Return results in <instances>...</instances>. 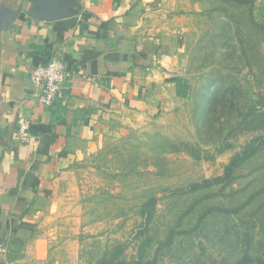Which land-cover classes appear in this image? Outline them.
Returning a JSON list of instances; mask_svg holds the SVG:
<instances>
[{
    "label": "rangeland",
    "instance_id": "rangeland-1",
    "mask_svg": "<svg viewBox=\"0 0 264 264\" xmlns=\"http://www.w3.org/2000/svg\"><path fill=\"white\" fill-rule=\"evenodd\" d=\"M155 3L189 95L75 143L73 189L38 226L45 258L264 264V0Z\"/></svg>",
    "mask_w": 264,
    "mask_h": 264
},
{
    "label": "crops",
    "instance_id": "crops-1",
    "mask_svg": "<svg viewBox=\"0 0 264 264\" xmlns=\"http://www.w3.org/2000/svg\"><path fill=\"white\" fill-rule=\"evenodd\" d=\"M156 1L0 0V264H52L38 226L47 203L73 189L75 143L111 117L139 124L185 102ZM54 57L66 98L45 108L32 74ZM20 116L31 122L26 144Z\"/></svg>",
    "mask_w": 264,
    "mask_h": 264
},
{
    "label": "built area",
    "instance_id": "built-area-1",
    "mask_svg": "<svg viewBox=\"0 0 264 264\" xmlns=\"http://www.w3.org/2000/svg\"><path fill=\"white\" fill-rule=\"evenodd\" d=\"M33 81L40 87L39 103L45 108H52L66 98L65 79L67 70L58 58H52L33 72ZM18 139L26 144L32 137L31 122L26 116H20L17 128Z\"/></svg>",
    "mask_w": 264,
    "mask_h": 264
},
{
    "label": "trees",
    "instance_id": "trees-1",
    "mask_svg": "<svg viewBox=\"0 0 264 264\" xmlns=\"http://www.w3.org/2000/svg\"><path fill=\"white\" fill-rule=\"evenodd\" d=\"M235 164H236V162H234L233 166H234ZM205 183L207 184V183H209V182L207 181V182H205Z\"/></svg>",
    "mask_w": 264,
    "mask_h": 264
}]
</instances>
